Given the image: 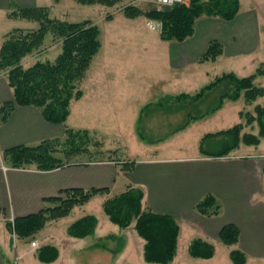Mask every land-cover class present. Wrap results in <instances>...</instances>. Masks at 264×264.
<instances>
[{
  "label": "crops",
  "instance_id": "1",
  "mask_svg": "<svg viewBox=\"0 0 264 264\" xmlns=\"http://www.w3.org/2000/svg\"><path fill=\"white\" fill-rule=\"evenodd\" d=\"M12 1L0 0V48L5 34L16 27L7 25L8 21L16 19L8 15L11 11ZM20 5L36 6L37 4L33 0L32 4L28 2L27 4L20 3ZM261 10L257 3L242 7L240 0L239 12L232 20L203 15L197 19L194 34L185 40L176 41L162 38V41L158 40L156 44L159 46L151 55L160 70V76L155 85L147 87L148 92L159 97L153 102L159 103L164 99L171 100L181 94H196L202 88L196 92H193V89L196 90L195 87L200 81L205 80L204 78L210 74L209 69L205 66L209 62L215 64L221 58L223 59V56L232 60L236 67L230 72H234L238 76L254 73L253 71L251 73L244 71H249L250 63L255 61L256 56L262 51V44H264V12ZM212 40L223 43V52L214 61L201 62L199 59ZM110 67V60L105 57L104 67L99 68L93 75L95 82L92 84L87 99L96 104L105 102L109 108L116 110L118 107L121 108L120 106L124 107L121 101L117 100L127 102L130 99L134 102L138 96L136 91L126 90V87L122 86L123 84L110 82L109 77L117 76L120 72L119 70L111 71L108 69ZM218 86L214 89H217ZM116 92L125 96H117ZM142 93L140 97L143 96ZM13 97V90L9 86L6 71H2L0 72V104L12 100ZM84 98H86L85 92L78 100H84ZM205 99L199 103V107L212 105L211 96L205 97ZM126 102L127 107L129 104ZM153 102L150 101L142 105L136 116L137 125H139L143 110ZM166 103L160 105L158 109H163L165 114L179 112L182 114L180 117L183 120L181 119L182 121L177 126L157 133V136H151L150 145L141 147L144 156L134 160L132 170L122 167V161L130 159H116L118 157L102 159L93 157L53 170L13 168L6 165L2 159V150L5 148L18 144H34L46 138L61 137L65 132L64 124L47 121L39 108L32 105L15 106L8 120L0 124V221L5 226L6 234L9 235L6 227L7 216H25L39 212L46 206L54 205L56 203L47 201V198L58 196L63 189L108 187V193L98 194L86 204L80 205L90 206L91 209L97 202L102 206L107 198L120 194L129 186H134L143 189L144 206L157 212L168 213L178 220L180 233L177 253L182 242L187 244L189 251L191 241L198 237L213 242L217 252L218 245L221 244L220 230L225 224L234 223L240 229L239 241L234 245L226 246L230 251L240 249L245 252L246 263L251 260L256 263H264V148H251L242 153H235L231 150L227 155L214 156L210 151L221 147L207 148L206 141L222 135H208V133H214L208 131L198 136L195 143L197 150L191 154L187 150L189 145L175 141L177 138L185 139L184 137L196 122H202L209 116L216 115L222 110L225 103L215 112L196 119L191 118V99L178 100L177 104ZM165 105L166 107H164ZM135 115L134 112V121ZM186 121H188L187 124H185ZM142 128H144L143 123ZM137 130L139 129L137 128ZM138 133L141 134V131L139 130ZM149 150L154 153L151 154L148 152ZM118 179H120L123 188L113 194L112 190L117 186ZM207 194H213L221 204L218 214L206 215L197 210L196 204ZM86 214L96 215L94 212H89L70 220L66 216L59 220L49 221L51 229L46 232L49 238L47 240L42 238L41 245L52 244L59 249V257L56 261L62 259L61 245L64 243L66 244L64 251L73 248L78 254L84 251L85 247L80 245V242L90 235L84 238L73 237L68 234L67 229L72 222ZM64 220V229L66 230L62 233L59 223ZM98 225L99 218L93 234L97 233ZM101 236L107 235H98V238ZM140 239L143 249L145 240L142 237ZM94 244L95 241L89 247L94 248ZM41 245L39 244V246ZM214 256L203 259L210 261Z\"/></svg>",
  "mask_w": 264,
  "mask_h": 264
},
{
  "label": "trees",
  "instance_id": "2",
  "mask_svg": "<svg viewBox=\"0 0 264 264\" xmlns=\"http://www.w3.org/2000/svg\"><path fill=\"white\" fill-rule=\"evenodd\" d=\"M78 1L112 5L120 0ZM239 9L240 0H188L162 9L151 7L143 10L138 6L129 5L125 7L124 12L128 17L145 15L150 19L158 20L161 22L162 39L183 41L194 34L199 17L207 15L232 20ZM8 15L12 18L37 21L39 27L16 26L5 34L0 48V72L6 71L14 97L0 104V124L8 120L15 106L32 105L40 109L47 121L64 124L66 137L64 141H61L60 137H52L34 144H18L5 148L2 150V159L6 165L13 168L38 170H53L79 163L81 161L74 158L91 152L88 149L91 138L87 129L76 130L68 127L66 122L71 112V102L80 99L84 94L80 82L90 68L94 56L102 47L99 25L91 19L68 21L59 17H50L47 6L39 5L20 6L9 11ZM48 33L61 42V52L53 61L37 60L34 64L24 67L23 58L42 46ZM223 48L222 42L212 40L199 60L214 61L222 54ZM256 74H264V67L260 66L256 72L247 76H238L234 72L224 73L202 87L196 94H181L173 99L176 101L191 99V118H201L220 108L225 98L237 100L244 96L246 100L252 101L264 95V87L254 81ZM222 84H225L226 88L224 87L223 92L217 97L216 104L201 109L199 103L205 99L210 90ZM165 101L169 99L160 101L159 105H164ZM254 111L255 113H248L247 123L257 121L259 134L264 137V105L257 104ZM187 123L188 121L185 122ZM242 128L239 122L228 129L208 133V135L229 136L228 141L221 148L210 153L214 156H224L238 147L241 142L256 145L261 142L260 136L242 133ZM98 152H101V149ZM133 166L134 160L122 161L123 169L132 170ZM108 192V187L63 189L58 196L47 198V201L56 204L46 206L33 214L13 217V220L6 219V227L16 238H31L43 229L47 222L66 217L76 205H84L94 196ZM143 198L142 188L129 186L120 194L107 198L102 206L110 220L122 228L130 226L135 221L134 228L145 240L143 246L145 261L169 264L177 254L180 224L174 216L144 206ZM196 208L203 214L215 215L219 213L221 204L213 194H207L196 204ZM97 224L96 215L86 214L72 222L67 232L70 236L84 238L95 232ZM239 237L240 229L234 223L225 224L219 233L220 241L226 245L236 244ZM37 250L39 260L45 263L54 262L59 257V249L52 244L41 245ZM215 252V244L201 237L194 238L189 245V253L197 258H211ZM230 258L234 264L247 262L246 253L240 249H232Z\"/></svg>",
  "mask_w": 264,
  "mask_h": 264
},
{
  "label": "rangeland",
  "instance_id": "3",
  "mask_svg": "<svg viewBox=\"0 0 264 264\" xmlns=\"http://www.w3.org/2000/svg\"><path fill=\"white\" fill-rule=\"evenodd\" d=\"M28 2L32 4L33 0H13L11 3V10L20 7V3L27 4ZM35 2L39 6H47L50 17H59L68 21L91 19L96 22L100 28L102 47L94 56L90 68L80 82V86L85 92L86 98H84V100H73L71 102V114L66 122L68 127L73 129H87L91 138L88 144V149L91 152L81 154L74 158L75 160L82 161L93 157H118L120 159L130 160L141 158L144 156L141 147L150 145L152 140L149 139L151 136H157V133H162L166 129H171L183 120L180 117L182 114L179 112L175 114H165L163 109L159 110V103L153 102L159 98L158 95L154 96L151 92L147 91L149 85H155L157 83L156 81L159 80L160 70L156 66L151 54H153L157 46H159L156 44L157 41H162L160 29L150 28L148 22H161L150 19L145 15L128 17L124 12L125 7L129 5L138 6L143 10L156 7V0H120L112 5L99 2L83 3L78 0H35ZM241 3L242 7L257 3L262 9L261 11L264 12V0H241ZM8 22L7 25H12V27H39L37 21H30L24 18H16ZM261 48L262 51L256 56L255 61L250 63L248 67L250 68L249 71L244 72H256L260 65L264 67V44H262ZM61 50V42L54 39L51 33H48L43 45L26 55L22 63L24 67H28L37 60L49 59L53 61ZM105 57H108L110 60L111 67L108 69H111V71H120L119 75L114 76L112 74L113 76L109 77L111 80L110 82L112 84H123L122 86L126 87V90L129 91V89H131V91L137 92L138 97L134 102L130 99L127 100V102L125 101L129 104L127 107L123 100L117 101H121L124 107L120 106L121 108L118 107L115 110L109 108L105 102L96 104L87 99L89 98L92 84L95 82L93 75L99 68L104 67ZM205 67L209 69L210 74L204 78L205 80L200 81L195 87L197 89H193V92L200 90L202 86L215 79L217 75L220 76L224 72H230L236 68L232 60H228L224 58V56L223 59L221 58L215 64L209 62ZM254 81L257 85L264 87V74H256ZM224 86L225 84H222L218 86L217 89L207 94L206 97L211 96V104H216L215 102L220 92L226 88H224ZM141 93L143 95L142 97H140ZM116 95L125 96L119 95L117 92ZM150 101L153 102L152 105L143 110L141 120L138 123L139 125H137V114L140 112L142 105ZM166 102L167 101L164 103ZM169 102L177 104L175 99H169L166 104ZM224 103V107L220 112L216 115L213 114L214 116H209L208 119L202 122H196L184 137L185 139L182 140L177 138L175 142L189 145L187 150L192 154L197 150L195 143L200 134L208 131L215 132L228 129L239 122L243 126L242 133H253L260 136L257 121L253 120L247 123V116L249 112L255 113L254 110L257 104L264 105V95L252 101L246 100L244 96L235 101L225 99ZM202 106L204 107H200L201 109H207L209 107L205 105ZM164 107H166V105ZM134 112L136 113L135 121L133 120ZM142 123L144 128H142ZM137 128L141 131V134L138 133L139 130H137ZM65 137V134L62 135L60 137L62 139L61 141H64ZM228 139L229 136L227 135L207 139L206 147L219 148L224 145ZM260 140L261 142L259 145H249L245 142H241L240 146L233 149V152L242 153L251 148L262 149L264 148V137L260 136ZM99 149H101V152H98ZM148 152L151 154L154 153L151 150ZM122 186L120 179H118L117 186L112 190V193L115 194L119 192V190L123 188ZM94 206L95 207L90 209V206L87 205H76L67 217L68 220H70L89 212H94L98 216L99 225L97 227V233L88 236L80 242V245L85 247L84 251L81 250V254L75 252V248L72 249L73 251L71 249L64 251V246H66L64 243L61 245L62 259L51 263L40 261L37 256V249L40 246H32L34 240L41 245L42 238L45 240L49 238V235L46 234V232L51 229L49 222L43 229L35 233L33 237L23 240L14 237L8 230L7 233H9V235H7L4 231L5 226L0 221V264H161L144 260L142 240L134 228L135 221H133L130 226L122 228L109 219L100 203L97 202ZM11 217L12 215L7 216L6 219ZM64 223L65 220L59 223L62 233L66 230L64 229ZM98 235L110 236H101V238H98ZM67 236L70 237L68 234ZM94 241L95 247L90 248L89 245ZM59 242L62 243L61 241ZM187 248V244L185 245V243L182 242L175 260L169 264H234L230 258L229 247L222 242L218 245L216 255L210 261L192 256ZM245 264L264 263H256L251 260Z\"/></svg>",
  "mask_w": 264,
  "mask_h": 264
},
{
  "label": "built area",
  "instance_id": "4",
  "mask_svg": "<svg viewBox=\"0 0 264 264\" xmlns=\"http://www.w3.org/2000/svg\"><path fill=\"white\" fill-rule=\"evenodd\" d=\"M186 1H188V0H156V8L162 9L164 7L172 6L175 3L186 2ZM148 25L152 29H161V23H159V22L154 23L153 21H151L148 23ZM9 219L13 220V216ZM38 245H39V243L37 241L34 240L32 242V246L37 247Z\"/></svg>",
  "mask_w": 264,
  "mask_h": 264
}]
</instances>
